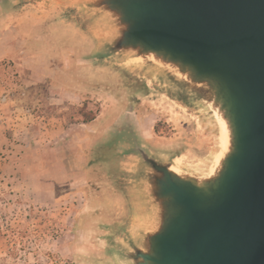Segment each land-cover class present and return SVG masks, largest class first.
I'll return each instance as SVG.
<instances>
[{"label": "rangeland", "instance_id": "1", "mask_svg": "<svg viewBox=\"0 0 264 264\" xmlns=\"http://www.w3.org/2000/svg\"><path fill=\"white\" fill-rule=\"evenodd\" d=\"M100 36L75 2L0 8V264H123L113 243L141 219L131 146L186 168L215 152L201 111L131 59L96 57Z\"/></svg>", "mask_w": 264, "mask_h": 264}, {"label": "water", "instance_id": "2", "mask_svg": "<svg viewBox=\"0 0 264 264\" xmlns=\"http://www.w3.org/2000/svg\"><path fill=\"white\" fill-rule=\"evenodd\" d=\"M62 1L101 29L96 57L131 59L218 137L196 168L131 146L141 219L113 243L120 262L264 264V0Z\"/></svg>", "mask_w": 264, "mask_h": 264}, {"label": "crops", "instance_id": "3", "mask_svg": "<svg viewBox=\"0 0 264 264\" xmlns=\"http://www.w3.org/2000/svg\"><path fill=\"white\" fill-rule=\"evenodd\" d=\"M42 26L40 27V25H37L36 27L37 28L38 27L42 28ZM54 85L57 86L58 84H54ZM67 86H68V84L66 83V81H63V83H61V84L58 85V87L60 88L61 91H65V89H66ZM74 135H75L74 137H76L78 139H81V137H83V135H84V132H82L81 130H78V131H75V134ZM85 135H87V134H85ZM95 201L96 202H101L102 200L100 199L99 196H96L95 198H92L90 200L91 204H92V202H95Z\"/></svg>", "mask_w": 264, "mask_h": 264}, {"label": "bare ground", "instance_id": "4", "mask_svg": "<svg viewBox=\"0 0 264 264\" xmlns=\"http://www.w3.org/2000/svg\"><path fill=\"white\" fill-rule=\"evenodd\" d=\"M225 136H226V134H225ZM224 137V136H223ZM224 140H225V137H224ZM225 142V141H224ZM226 143H227V141H226ZM224 144V143H223ZM175 162H180V158L179 157H175Z\"/></svg>", "mask_w": 264, "mask_h": 264}, {"label": "built area", "instance_id": "5", "mask_svg": "<svg viewBox=\"0 0 264 264\" xmlns=\"http://www.w3.org/2000/svg\"><path fill=\"white\" fill-rule=\"evenodd\" d=\"M5 65H7L6 62H3L2 64H0V66H5Z\"/></svg>", "mask_w": 264, "mask_h": 264}, {"label": "flooded vegetation", "instance_id": "6", "mask_svg": "<svg viewBox=\"0 0 264 264\" xmlns=\"http://www.w3.org/2000/svg\"><path fill=\"white\" fill-rule=\"evenodd\" d=\"M128 128H129V127H125V129H127V130H128ZM134 142H135V141H134ZM134 142H133V143H134ZM134 144H135V143H134Z\"/></svg>", "mask_w": 264, "mask_h": 264}]
</instances>
